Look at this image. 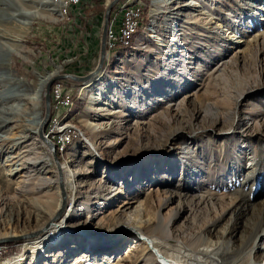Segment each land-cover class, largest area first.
I'll use <instances>...</instances> for the list:
<instances>
[{
	"label": "rangeland",
	"instance_id": "obj_1",
	"mask_svg": "<svg viewBox=\"0 0 264 264\" xmlns=\"http://www.w3.org/2000/svg\"><path fill=\"white\" fill-rule=\"evenodd\" d=\"M187 2L162 0L154 14L151 0L150 24L129 36L128 45L121 42L125 55L107 52L102 76L89 88H84L88 81L63 78L86 99L76 115L74 97L72 109L63 111L78 133L59 156L60 164L78 173L75 209L66 207L72 212L71 231L38 259L27 252L28 242L49 229L13 240V248L0 245V264L23 252L26 264H72L78 257L79 264H150L142 239L123 229L139 225L140 215L148 221L159 211L174 229L207 235L211 249L221 248L222 264L249 263L255 228L264 227V0ZM124 5L131 7L130 1ZM99 6L91 0L66 19L50 10L53 0L3 6L20 16L35 13L28 28L0 16V43L20 45L7 56L9 70L0 65V72L17 77L36 98L17 100L15 113L6 115L12 120L0 130V238L37 232L53 220L63 187L54 185L59 168L34 131L46 111L42 78L54 71L87 75L99 65L106 11L99 13ZM134 6L145 3L133 0ZM8 82L1 77L0 89ZM235 97L242 100L233 121L229 107ZM54 110L50 122L57 119ZM96 122L102 127L92 126ZM59 133H49L48 139L56 134L53 141L62 153L67 147ZM11 142L19 145L12 148ZM74 146L79 151L71 155ZM28 150L37 162L34 168L24 165L26 170L40 171L53 185L19 196L15 169ZM63 189L74 196L69 183ZM172 192L178 198L160 208ZM172 210L179 212L175 219ZM83 229L92 233L89 243L81 238ZM257 245L253 257L261 263L264 237Z\"/></svg>",
	"mask_w": 264,
	"mask_h": 264
},
{
	"label": "bare ground",
	"instance_id": "obj_2",
	"mask_svg": "<svg viewBox=\"0 0 264 264\" xmlns=\"http://www.w3.org/2000/svg\"><path fill=\"white\" fill-rule=\"evenodd\" d=\"M22 1L23 0H0V16L3 17V19H11V20L15 19L16 21H18V25H21L23 28H25V27L28 28L31 25L32 16L35 13L23 12L24 15L20 16V12L19 13L12 12V11H9L8 9L3 7V6L14 5L15 3H21ZM178 1H179V3L186 2L187 5L191 4V3H188L187 0H171V2H174V3L178 2ZM108 2L110 3V2H112V0L111 1L109 0ZM53 3H54L55 8H53V9L51 8L50 10L57 11L61 17H64V18H65V16L67 18L70 17V15L72 14V11H71V9H73L72 7L68 8V4H63V2L61 0H53ZM161 3H162V0H153L152 9H153L154 14L158 12ZM132 6H133V1H132ZM179 6H184V5L179 4L178 8H179ZM127 7H129V6L124 5V8H127ZM129 8H131V7H129ZM20 17L22 18L21 21H19V19H18ZM138 28H140V27H137L134 31H129L128 34L124 38H120L121 39L120 42L127 43V45H128L129 42L127 39L129 38V36L134 34L138 30ZM19 48H20V45H18L16 43L15 44L0 43V65L4 66L5 69L9 70V67L7 66V64L9 63V61H7V56H11L12 54H14V52H17L19 50ZM107 49H109L108 46H107ZM108 51L109 50H107L105 53L106 61L108 58V55H107ZM99 59H101L100 56H99ZM106 61H105L104 65L101 66L100 64L102 62L100 60L99 65L96 67V68H98V71L96 72V74H94L91 78H89L87 80L88 82L84 83L85 84L84 88H89L95 82H97V80H100V77L102 76V75L99 76V74L102 72L100 70L103 69V67L106 64ZM7 70H5V71H7ZM57 74H58V71H54V72L49 73L47 76L42 78V84L48 83L49 80H51L52 78H55V76H57ZM1 77L7 78L9 80V82L7 83V85L4 89H2V88L0 89V104L1 103L3 104L0 108V130L5 129L7 124L12 120L11 118H8L6 115H7V113H9V114L15 113V108L17 107V105L19 106V104H20V103H18V104L15 103V102H17V100H18V102H22L24 99L26 100L27 98H29L30 100L33 101V99L36 98V96L34 94L32 95V93L29 91L28 87L25 86V84L18 81L17 77L14 78L11 74H7L4 71L0 72V78ZM60 79H63V78H60ZM66 79H70V78H66ZM71 79L74 80L73 78H71ZM51 90H52V87H51ZM249 90L250 89H247L246 91L241 93V96L243 97L244 94ZM46 91L47 90L45 88V93H46ZM52 93H53V90L51 91V94ZM73 93H74V91H73ZM247 94L248 93H246L245 95H247ZM98 98L99 97H94L93 99L95 101H97ZM237 99H238V97L232 98L231 106L229 107L230 114H231L230 115L231 120H233V121H235L234 119L237 115L238 104L242 100V99L241 100H237ZM6 102H12L13 104H11L10 106L9 105L6 106V105H4V103L7 104ZM51 104H52V102H51ZM73 105H74V99L72 98L70 100L69 105H65L66 107H64V109L65 110L66 109L71 110L72 109L71 107ZM89 108H90V110L91 109L93 110V109H95V106L92 105ZM64 109H63V111H65ZM56 110H57V108H56ZM51 115H52V113H51ZM50 118H51V116H50ZM50 118H49L48 124L50 122ZM252 120L255 121V119H252ZM52 121L56 122V118L52 119L51 122ZM43 125H44L43 121L42 122H41V120L37 121L36 127H34V131L38 134L39 133L41 134L43 131ZM47 125H46L45 130L47 129ZM99 125H100V127H102L101 125H103V123L102 122H99V123L96 122V123L92 124V126H94V127H98ZM59 131H60V133H66L67 132V124H66V126H60ZM46 132H47V130H46ZM44 135L48 139V135H47V133L45 134V131H44ZM55 135L56 134H53V139L50 138L52 142H54L53 140L55 138ZM57 135H58V133H57ZM42 139L45 142V144L48 146V144L46 143V140L44 138H42ZM63 144H64V139L62 140V145ZM18 145H19V142L18 143L13 142L9 146H11L12 148H15ZM65 145L67 147V143L64 144V146ZM49 150L51 151V153L53 155L51 148H49ZM77 151H79V149L76 146H74L72 148V150L70 151V154L74 155ZM56 153H57V147H56ZM31 155H32V153L30 154V151L28 150L27 153L19 156V158H18L20 161V163H19L20 167H21V165H22V167L21 168L18 167L19 170H17L18 168H16L15 173L20 174L21 178L17 184V188L14 189V191L16 190L17 191L16 193L19 194V196H20V194L22 196L24 194H28L29 192H31L30 189H32V188L37 190V191L44 192L46 188L52 187L53 183H54V185L59 184V188H60V184H61V187L65 188V186L69 183L71 186V189H73L75 191L74 196H73V194L72 195L67 194V190L62 188L63 196L59 198L55 209L51 213L50 219H53V220L50 221L51 222L50 225H46L41 230H39L37 232H32V235H29L33 238L39 232H43V231H46L47 229H49L47 231L46 235H41V236L38 235L36 238H34L28 242L29 250L27 252L31 253L32 257H34L35 259H38L40 253L45 252L49 247H51V245L53 246V244H56L58 242L59 238H61V236L65 235L67 233H70V231H71L69 221L71 219V213L72 212H70L71 210L69 212H67L66 207L72 205L73 209H75V204H76L75 202H76L77 193H78L77 184H76V179H77L78 173L71 170L68 164L67 165L64 163L60 164L59 174L61 177L58 176L59 179H57L56 181H54L52 183V182H50V180L47 177H45V175L41 174L40 171L38 173H36L37 175L36 174L34 175L30 171H28V169L26 170V167L24 165H27V166L30 165L29 168L30 167L34 168L35 164L37 162V160L32 158ZM250 165L252 166V163ZM117 192L121 193V192H123V189H119V191H117ZM79 194H81V193H79ZM3 196H5V195L3 194ZM176 198H178L177 193H175V192L170 193V196L166 197L164 202H161L160 208L166 206L169 202H172ZM173 213H176V216H177L179 214V212H177L175 210L171 211V214H172L171 217L173 219H175L174 218L175 215ZM136 220H138V223H140L139 225L134 226V227L133 226L124 227L123 230L127 229V230H129L130 234L142 239L141 241L143 242V245H144L142 252L144 253L145 257H147V259L150 261V264H222V261H224L222 256H220V254L222 253L221 248L216 247V249H214V248L211 249L207 235H205L202 232H200V233H195L192 231L187 232V229H185L184 227H183V229H174V227H173L174 225H172L173 224L172 220H170V221L164 220L161 216L160 211L158 213V216H156L154 218L150 217L148 219V221H144L143 217L141 215L138 218H136ZM82 231H83V235L81 238H83L84 241L89 243V241H91V239H90V237L92 235L91 231L88 229H86V230L83 229ZM255 232L257 233V235L254 238L252 246L249 248V252L247 254V257L249 259L248 264H264V262L257 263L256 261H254V257H253L255 251L257 250V248H259L257 245L258 238L260 236L264 237V227L261 228V225H259L257 229L255 228ZM12 235H13L12 237L15 239H12V241L0 242V245H5V243H7V242H13V240L30 239L29 236L27 238L16 239V236H14V234H12ZM17 237H20V236H17ZM262 248H264V247H262ZM3 250H4L3 248H0V252ZM27 252L26 253L23 252V253L15 256V257H11L9 259H6L3 264H26V260L28 258ZM79 262H81V261L78 257L76 259V261L72 264H79ZM89 263L90 264H97L95 262L93 263V261H91ZM31 264H33V263H31ZM45 264H51V263L47 262ZM234 264H236V263H234Z\"/></svg>",
	"mask_w": 264,
	"mask_h": 264
},
{
	"label": "built area",
	"instance_id": "obj_3",
	"mask_svg": "<svg viewBox=\"0 0 264 264\" xmlns=\"http://www.w3.org/2000/svg\"><path fill=\"white\" fill-rule=\"evenodd\" d=\"M63 4H68V8L81 5L83 2L89 0H61ZM122 1H130L131 8H123ZM133 0H118L114 5L116 9L112 10L110 15V25L107 31V46L109 51H114L115 42H119L124 38L129 31H134L137 27L142 24L143 9L141 7L132 6ZM66 19V16L65 18ZM74 84H70L65 79L55 80L52 86V104L53 109L57 108V119L56 122H49L47 127V135L49 133H59V123L67 124V133H59L64 139V144L75 140L78 133L73 129V124H68L63 118V109L65 105H69L70 100L73 98ZM2 253V252H1ZM0 253V254H1Z\"/></svg>",
	"mask_w": 264,
	"mask_h": 264
},
{
	"label": "water",
	"instance_id": "obj_4",
	"mask_svg": "<svg viewBox=\"0 0 264 264\" xmlns=\"http://www.w3.org/2000/svg\"><path fill=\"white\" fill-rule=\"evenodd\" d=\"M118 2V0H112V2H107L106 4V11L104 14V20H103V32H102V37H101V48H100V53L98 56L101 57V66L104 65L105 61H106V56L105 53L108 50L107 49V31L109 28V21H110V15L111 12L114 8V5ZM98 71V68H95L93 70H90L87 75H79L76 73H61L60 75L55 76V78H52L51 80H49V82L46 85V95H45V107H46V111H45V115H44V120H43V131L40 134L41 138H44L46 140V143L48 144V147L51 148L54 158H55V162L57 167H60V157L59 155H57L56 153V145L54 142H52L50 139H47L44 135V129L46 128V125L48 124L49 118L51 116L52 113V107H51V102H52V94H51V87L53 85V83L55 82V80L60 79V78H73L76 81L79 82H84L87 81L89 78H91L94 74H96V72ZM65 193V192H64ZM29 235H32V233H27V234H23L20 237H16V239L19 238H27ZM12 239H15L13 237H2L0 238V242L3 241H11Z\"/></svg>",
	"mask_w": 264,
	"mask_h": 264
},
{
	"label": "trees",
	"instance_id": "obj_5",
	"mask_svg": "<svg viewBox=\"0 0 264 264\" xmlns=\"http://www.w3.org/2000/svg\"><path fill=\"white\" fill-rule=\"evenodd\" d=\"M101 1L102 0H96V2L100 5L99 6V13H100V11H102L103 9H105L106 7H104L103 6V4H101ZM89 2H91V1H89ZM89 2H83L81 5H78V6H75L73 9H71V11H72V15L74 14V16L80 11V10H82V7L83 6H85L87 3H89ZM142 2L143 3H145V6H144V10H143V18H142V24H141V26H140V28L138 29V31L136 32V34L134 35V36H137L141 31H142V29L145 27V26H147V25H149L150 24V16H149V10H150V8H149V4H150V2H151V0H142ZM135 40V39H134ZM120 42V41H119ZM119 42H115V44H114V51H116L118 54H126V51H120L119 49L121 48V47H125L121 42L119 43ZM114 51H111V53L113 54V52ZM110 53V54H111ZM75 93H74V99H75V111L73 112V114L74 115H76V112H79V111H81V110H83L84 109V104L86 103V99H81V98H79L78 97V93H77V91H74ZM54 114V109H53V112H52V115ZM75 139H76V137H75ZM71 148V144H69L68 146H67V148H66V151H64V152H60L58 149H57V154L61 157V158H63L65 155H66V152L69 150ZM62 155H63V157H62ZM9 247L10 246H12V248L14 247L13 245H12V243L11 242H7L6 243ZM15 253L14 254H18L19 252H18V250L15 248ZM3 260H5V257L3 256V258H2Z\"/></svg>",
	"mask_w": 264,
	"mask_h": 264
}]
</instances>
